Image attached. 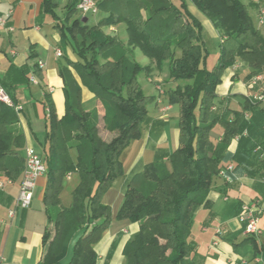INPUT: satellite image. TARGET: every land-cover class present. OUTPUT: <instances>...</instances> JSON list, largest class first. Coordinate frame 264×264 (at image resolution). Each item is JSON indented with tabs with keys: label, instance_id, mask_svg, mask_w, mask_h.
I'll return each instance as SVG.
<instances>
[{
	"label": "trees",
	"instance_id": "1",
	"mask_svg": "<svg viewBox=\"0 0 264 264\" xmlns=\"http://www.w3.org/2000/svg\"><path fill=\"white\" fill-rule=\"evenodd\" d=\"M78 1L68 0L62 15L58 11L62 0L42 2L41 13L54 20L61 45L70 43L76 54L75 60L62 54L65 62L59 67L63 116L58 117L50 94L44 99L48 123L42 156L47 168L43 201L48 223L42 264H97L95 246L113 218L102 197L124 174L121 154L141 138L148 105L155 100L145 93L139 76L163 71L165 66L177 83L167 94L170 104L180 107V144L167 161L159 157L129 181L116 217L139 223L124 248L127 264H193L189 259L193 215L199 207L210 206L208 195L221 178L223 163L230 159L229 146L235 136L248 132L245 112L255 106L248 100L231 119L212 117L217 86L225 70L238 62L252 69L247 81L264 68V34L250 14L254 0H190L221 36L218 59L211 67L203 25L186 0H99L101 17L94 25L86 16L73 19ZM119 24L126 26V42L107 32ZM136 48L149 64L132 58ZM16 71L29 80L27 67ZM83 87L98 101L93 110L83 107ZM18 123L15 109L0 100V180L16 182L25 168V136ZM218 124L223 136L215 142L211 132ZM106 133L112 137L105 139ZM71 174L77 175L78 183L65 206L61 193ZM244 242L264 257V244L255 236L248 235Z\"/></svg>",
	"mask_w": 264,
	"mask_h": 264
},
{
	"label": "crops",
	"instance_id": "2",
	"mask_svg": "<svg viewBox=\"0 0 264 264\" xmlns=\"http://www.w3.org/2000/svg\"><path fill=\"white\" fill-rule=\"evenodd\" d=\"M186 1L190 12L203 25L205 48L207 49L205 38L218 41L219 48L221 36L213 23L190 0ZM42 2L43 0H0V14L10 12V24L14 27L13 31L0 27V85L22 107L17 125L25 136L22 152L27 146H32L43 156L48 123L44 99L46 94H50L58 117L63 116L64 82L59 67L65 62V58L57 56L56 51L61 49L62 54L67 53L54 28V20L41 13ZM67 2L68 0H62V12ZM263 4L264 0H254L250 8L255 11V26L264 34V24L261 25L258 19L259 9ZM109 30L116 31V26ZM71 57L75 60L74 56ZM40 62L45 65L40 66ZM149 63L150 60L147 64ZM35 65H38L40 71L36 72ZM24 67L29 71L28 81L16 71ZM251 71L243 62L225 70L216 89L217 98L212 117L231 119L234 110L244 107L255 91L248 86L250 80H246ZM155 72L161 74L157 76L154 75ZM258 75L264 78V68ZM147 76L151 89L155 91L154 94L147 95L154 96L155 100L152 107L148 106L141 138L133 140L121 154L124 174L113 182L102 197V202L111 206L113 218L95 246L97 264H127L124 248L138 232L139 223L128 219L119 220L116 215L128 183L143 171L146 164L161 156L167 161L168 155L180 144V107L178 113L175 109L177 104H170L167 94L170 86H176L177 83L164 70H156ZM142 87L145 91L144 86ZM158 87L162 88L163 93ZM50 88H53L52 92L49 91ZM84 90L88 89L83 87L82 93ZM94 107H98V101ZM245 118L250 124L249 130L243 137H234L228 149L230 159L223 163V167L234 164L232 180L227 182L217 178L208 195L210 206L199 207L193 215L189 236V259L193 264H264V257L255 255L253 245L243 243L248 235L239 220L242 204L258 201L262 234L256 238L260 244H264V159L252 150L256 143H260L264 149V105H255L247 110ZM102 126L100 119L99 127ZM222 136L223 127L218 124L212 130L211 137L217 142ZM111 137L105 134V139ZM74 175L68 176L67 181H72ZM21 177L16 182L0 180L3 183L0 187V255L4 258L1 264H42L45 251L43 233L48 223L43 201L47 177L44 174L37 178L34 198L31 206L26 209L16 207ZM13 208H16V212L10 217L8 213Z\"/></svg>",
	"mask_w": 264,
	"mask_h": 264
},
{
	"label": "built area",
	"instance_id": "3",
	"mask_svg": "<svg viewBox=\"0 0 264 264\" xmlns=\"http://www.w3.org/2000/svg\"><path fill=\"white\" fill-rule=\"evenodd\" d=\"M67 1V0H64ZM78 11H80L83 15L93 14L97 15L99 13L98 8V0H79L77 4ZM11 13L0 14V27L13 31L14 27L10 24ZM259 23L261 25L264 24V5H262L259 9L258 13ZM57 56H62L61 49H57ZM44 62H40V66H44ZM36 82L35 79H32ZM260 83H263L261 88H256ZM248 86L255 91L249 96V100L254 104L264 105V78L261 75L254 76L248 83ZM161 92L162 88L158 87ZM50 92L53 91V88L49 89ZM0 100L13 107L15 111L20 115L22 111V107L20 105H16L11 98V96L7 93L5 88L0 85ZM256 153H259L260 156L264 159V149L261 145H257L254 150ZM25 156V168L22 173V177L20 180L19 193L16 200V207L26 209L31 206L32 200L34 198V188L36 185V180L38 177L44 175L46 173V164L42 158V155L37 152L32 146H27L24 150ZM234 170V164L230 163L227 166L223 167L219 176L223 178L225 181L229 182L232 180V173ZM262 182L264 183V175L262 177ZM3 185L0 182V187ZM16 208L9 210V216L13 217L15 214ZM260 205L258 201L253 202H245L241 206V211L239 213V220L243 224L245 233L247 235H253L258 237L262 234V229L260 227ZM4 260L3 256L0 255V264Z\"/></svg>",
	"mask_w": 264,
	"mask_h": 264
},
{
	"label": "rangeland",
	"instance_id": "4",
	"mask_svg": "<svg viewBox=\"0 0 264 264\" xmlns=\"http://www.w3.org/2000/svg\"><path fill=\"white\" fill-rule=\"evenodd\" d=\"M243 1L247 3V0H243ZM59 13L61 15L63 14L62 5L60 7ZM250 13L253 17L254 23L257 24L255 11L252 8H250ZM82 16H86L88 18V24L89 25H94L97 22V20L101 17L100 14L83 15L80 11H78L77 13L74 14L73 19L76 17L81 18ZM107 32L112 33V34H117L121 40H123L125 42L127 41V31H126L125 24L117 25L116 31L107 29ZM205 39L207 40L206 47L210 53V55L208 57V65H209V67H211L217 62V59H218L219 48H217V47H218L219 42L218 41L214 42L210 39L208 40V38H205ZM62 46H63V48H65V51L69 57L74 56L76 59V54L72 50L70 43L64 44ZM131 56L134 60L138 61L139 63H141L143 65L147 64L149 61V58L147 56H145L139 48H136L135 50H133V52L131 53ZM164 71H166V73H170L169 67L165 66ZM160 74L158 72L154 73V75H157V76ZM139 81H140L141 85L144 86L146 94H154L155 93V91L153 89H151V84L148 81V76L146 75V73H142L139 76ZM167 82H169V81H166V83ZM162 83H164V82H162ZM172 88H175V86H173V85L170 86V89H172ZM96 101H97V99L93 93L89 92L88 90H84V92L82 93V103H83V107L85 109L93 110L94 106L96 105ZM148 106L152 107V103H150ZM175 109L178 110V113H179V106L178 105L175 107ZM71 153H72L73 157L76 156L75 150H72ZM77 181H78V177L75 174L73 176L72 181L65 180V182H64V187H63V191L61 193V198H62V202L65 206H68L72 201V191H73L74 187L76 186Z\"/></svg>",
	"mask_w": 264,
	"mask_h": 264
},
{
	"label": "water",
	"instance_id": "5",
	"mask_svg": "<svg viewBox=\"0 0 264 264\" xmlns=\"http://www.w3.org/2000/svg\"><path fill=\"white\" fill-rule=\"evenodd\" d=\"M84 21L86 22V21H87V19H85V18H84Z\"/></svg>",
	"mask_w": 264,
	"mask_h": 264
}]
</instances>
